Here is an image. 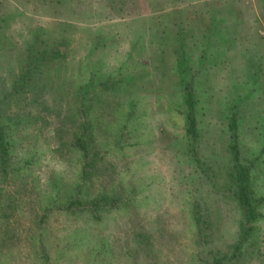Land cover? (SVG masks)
I'll list each match as a JSON object with an SVG mask.
<instances>
[{"label": "rangeland", "instance_id": "obj_1", "mask_svg": "<svg viewBox=\"0 0 264 264\" xmlns=\"http://www.w3.org/2000/svg\"><path fill=\"white\" fill-rule=\"evenodd\" d=\"M237 20L240 33H230L231 47L210 41L214 26L232 28ZM0 21V108L17 143L6 176L0 175V204L6 206L0 212V264H202L208 250L228 251L241 212L227 191L226 107L255 87L251 72H259V92L238 111L242 150L256 161L254 190L264 214V156L256 160L264 147L256 139L264 133V0H0ZM39 29L66 44L52 69L60 68L53 78L60 94L47 93L46 100L66 106L70 89L92 76L95 86L120 82L118 93H104L109 106L94 115L98 143L112 150L99 162L92 190L132 203L104 213L101 222L61 209L47 212L58 197L56 182L65 192L80 170L77 154L61 145L73 128L65 111L32 107L27 94L1 104ZM177 50L186 51L189 78L200 90V165L189 154ZM118 132L124 137L117 145ZM195 206L207 223L203 234ZM257 229L256 249L264 255V219Z\"/></svg>", "mask_w": 264, "mask_h": 264}, {"label": "trees", "instance_id": "obj_2", "mask_svg": "<svg viewBox=\"0 0 264 264\" xmlns=\"http://www.w3.org/2000/svg\"><path fill=\"white\" fill-rule=\"evenodd\" d=\"M234 15L236 16V14ZM216 18H218L217 14L215 18H212V21ZM1 22L2 21H0V26ZM240 25L241 22L237 20L232 28L222 26L218 29L214 26L208 32V37L210 41L217 40L220 47H231L235 39L234 36H230V33L238 36L240 33ZM45 33L46 31L44 29H39L34 36L31 37L28 42V47L23 54L24 63L21 61L18 74L15 77L17 80L11 86L9 97H3L1 99V104H5L11 97L19 99L21 95L27 94V96L30 95V97H32H28L32 107L37 105L43 106L47 111L58 110V114L60 111H65V121H69L73 128L69 134V142L61 145L62 147H69L70 152L77 154L80 170L77 172L74 184L70 185L65 192L62 190L64 186L56 182L54 189L57 190L58 197H53L50 206L47 208V212L61 209L71 217H80L85 214L88 216V219L101 222L104 213L115 211L119 209L121 205L130 206L132 203V201L128 203L124 202V198H121V194L114 193L109 195L105 192H101L95 195L92 190L93 177L97 172V166L100 161H104L106 158L105 155L112 150H106V142L102 144L98 143L97 128L99 123L96 122L97 119L94 118V115L99 110L103 111V108L109 106V104L105 102L106 100H104V93L111 89H115L116 93H118L120 89H118L116 85L120 84V82L115 81L112 84H108L109 82L105 81L100 83V86H95L93 81L95 76H92L85 85H78L74 90L70 89L69 93H71L72 97L65 104L66 106L62 104V101L56 98L46 100L47 98L43 96L47 93L52 92L55 95L60 94V88L55 82V79H53L54 76L56 78L58 77L60 68L58 67L55 70L52 69L57 66V62H59L65 54L64 48L66 44L61 43L59 45L58 41L54 40L51 35ZM184 51L185 50H177L180 67V86L182 87L184 95L183 105L181 106L182 108L184 107L183 113L185 117L186 138L188 140V146L190 147L189 154H191V161H195L200 165L201 160L197 158L202 135L198 109L200 105V90L196 87L195 80L192 77L189 78L190 67H187L189 59L185 57L186 51ZM207 56L205 51V54H202L199 58V64H205V61L208 59ZM250 65H252L251 62ZM249 79L255 84V87H252L250 92H247L243 98L235 100L234 103H229L226 107V112H228V114H226V120L229 130L227 150L231 162V168L228 172L229 186L227 187V191L229 197L236 203L241 212L237 239L226 252L208 250L206 252L207 257L202 260V264H246L255 257L261 260L264 256L261 251L256 249L259 241L255 234L258 230L257 224L264 219V214L261 211L263 199L258 197L254 190L252 171L256 161H249L248 158L244 156L242 150L246 144L243 138L244 132L241 131V120H243L241 115L243 113L238 111L246 100L248 102L251 97H254L256 93L259 92V88L256 86L259 82V72L255 74L251 72ZM98 90H100V94L96 93ZM32 95L39 96L33 98ZM97 95L101 96L98 97ZM132 104L134 103L130 102L131 106ZM25 117H31V113H28ZM14 124L18 125L19 123L16 122ZM12 130L13 127L10 126L7 119L2 116L0 108V175L4 177L6 176L7 167L12 161L11 155L14 151L13 149H15V145L17 144L13 135L9 133ZM263 134L264 133H260L256 135V139L263 140L264 145ZM123 137L124 136L118 132L112 142L118 145L123 142ZM261 156H264V147L260 149V155L256 160L260 159ZM203 172L206 174V170H203ZM9 208H11V205L7 206V209ZM5 209L6 206L0 204V212H3ZM5 215L6 214H4V216ZM193 215L198 224L200 233L203 234L207 223L203 215L200 214V206H195ZM146 239V237H143V242L149 241ZM1 241L5 242L4 240ZM44 258L48 260L47 255L44 256ZM261 261L262 263L259 261L258 263L264 264V261Z\"/></svg>", "mask_w": 264, "mask_h": 264}]
</instances>
